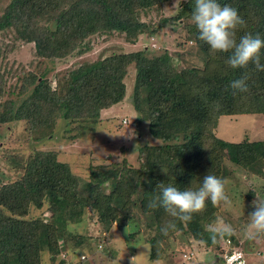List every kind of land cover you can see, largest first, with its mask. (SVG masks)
Returning <instances> with one entry per match:
<instances>
[{"label": "trees", "instance_id": "16d2710c", "mask_svg": "<svg viewBox=\"0 0 264 264\" xmlns=\"http://www.w3.org/2000/svg\"><path fill=\"white\" fill-rule=\"evenodd\" d=\"M168 1L11 0L3 8L0 123L22 121L31 139L41 142L53 137L63 119L70 139L86 138L102 121V110L125 99V79L134 65L131 98L140 113L138 125L145 124L158 143L139 142L137 138L143 133L137 130L134 145L128 141L130 147L120 146L123 153L131 154L108 165H90L87 178L75 173L69 162L60 160L55 150L37 149L27 158L9 159L20 175L7 182L0 178V264H42L44 251L52 264L58 259L66 264L62 252L81 253L91 239L72 232L70 225L81 223L92 212L102 233L110 232L114 225L124 232L129 223L147 224L152 229L147 238L152 259L165 255V241L177 231L187 232L201 249L211 252L213 260L205 264L222 262L226 249L239 248L234 236L217 244L209 239L205 226L219 217L218 209L210 202L203 213L194 214L191 222L176 221L175 229L167 235L161 233V228L173 218L162 207L148 206L158 195L159 183H171L180 190L199 187L208 173L221 178L227 160L250 175L264 176V139L232 142L216 132L221 116L264 114V71H257L254 65L232 69L225 64L228 54L210 53L209 46L199 40L192 20L194 0L182 2L172 20H188L183 28L187 35H194L206 55L202 67L179 69L166 49L150 57L146 50L124 52L113 44L90 63L91 67L83 63L61 73L55 82L49 76L53 63L89 53L101 36L108 39L117 34L126 42L136 43L138 36L150 29L140 18L142 11ZM219 3L236 8L246 21V28L237 32V38L246 31L264 38V0ZM7 37L13 39L12 44L5 42ZM30 43L37 59L34 68L30 67L35 61L16 69L14 64L9 66L10 52ZM183 55L181 52V58ZM243 75L247 76L249 91L233 95L228 86ZM216 103L219 110L213 108ZM224 149L230 151V158L223 154ZM254 195L251 190L248 197ZM32 207L47 208L52 216H29ZM139 231H132L131 236Z\"/></svg>", "mask_w": 264, "mask_h": 264}, {"label": "rangeland", "instance_id": "374dc122", "mask_svg": "<svg viewBox=\"0 0 264 264\" xmlns=\"http://www.w3.org/2000/svg\"><path fill=\"white\" fill-rule=\"evenodd\" d=\"M10 1L0 0V13ZM184 1L186 0H170L161 6L158 4L143 10L140 18L149 25L150 29L141 33L136 43L126 42L117 34L108 39L101 36L93 43L94 48L89 53L53 63L55 67L49 76L55 78V82L61 73L71 68H76L83 63H86V67H91L90 63L99 58L102 52L108 51L113 44L119 45L124 52L146 50L150 57L160 55L166 49L174 57L179 69L192 66L202 67L206 55L198 47L194 35H187L183 28V23L188 20H172L178 14ZM152 29H154L153 33ZM1 39L3 36L0 35ZM4 40L9 44L13 43L10 37ZM181 52L184 54L183 58H181ZM36 60L34 45L31 43L16 48L8 55L9 66L14 64V69L20 64L24 67L30 66L35 61L30 67L33 69L37 63ZM49 65L52 66L50 62ZM135 78L136 68L131 65L125 79L127 85L125 99L111 108L103 109L102 121L97 125L96 131L86 138L70 139L69 132H66L68 127L63 119L59 120L58 129L53 137L45 138L41 142L31 139L22 121L18 124L0 123V178L7 182L18 177L20 173L8 160L17 157L27 158L37 149L57 151L60 160L69 162L75 173L87 178L90 165H108L131 154L132 151L129 154L121 151L122 144L130 147L129 142L134 145L137 139L139 142L147 141L157 144L158 142L148 132L147 126L138 125L140 113L133 107L131 98ZM137 130L143 133V137L135 139L134 134ZM216 132L219 137L232 142L246 138L262 140L264 139V114L221 116ZM222 151L227 158L231 157L228 149ZM224 162L225 169H223L221 178L228 181L226 190L233 199L234 207L229 209L224 204L217 206L218 219L236 229L238 235L233 236L239 242L238 249L246 257V264H264V237L253 242L244 235L248 215L254 210L252 201L256 198V195L250 198L248 194L254 190L256 194L264 196V176L250 175L246 171L235 168L230 161ZM48 213L52 216V212L47 208L39 210L32 207L29 216L36 217ZM116 227L114 225L110 232L102 233L95 212L87 215L81 223L70 225L72 232L87 235L91 239L88 240L90 244L85 245L81 253L69 251L65 254L66 252L63 251L62 256H65L66 264H133V257H135L134 264H205L204 262L210 263L213 260L211 252L204 251V248L201 249L196 240L187 232L181 231H177L165 241V255L162 258L152 259L150 258V244L147 242L152 229L147 224L145 226L143 222L129 223L124 232L117 230ZM137 228L140 230L139 234L132 237L131 234ZM227 243L231 244L229 240ZM70 244L73 245L74 242L71 241ZM42 264H52L47 251L43 252ZM54 264L62 263L58 259Z\"/></svg>", "mask_w": 264, "mask_h": 264}, {"label": "clouds", "instance_id": "9594fccd", "mask_svg": "<svg viewBox=\"0 0 264 264\" xmlns=\"http://www.w3.org/2000/svg\"><path fill=\"white\" fill-rule=\"evenodd\" d=\"M192 20L198 29L199 40L209 46L212 55L228 54L225 60L228 67L247 69L249 65H254L257 71H264V63H262L264 38L260 33L253 34L247 31L237 38V32L246 28V21L236 8L229 4L221 5L219 0H194ZM228 87L232 89L233 95L248 92L247 76L243 75L239 79L232 80ZM219 107L218 103L213 105L215 110H219ZM163 171L168 172L164 167ZM227 183V180L210 173L203 176L199 187L196 188L189 187L180 190L171 183H159L157 185L158 195L149 201L148 206L150 208L162 207L168 216L173 218L161 228V233L167 235L170 229L174 230L176 221L191 222L194 214H200L206 210L208 202L213 207L224 204L229 209L233 208V199L226 190ZM252 206L254 210L248 215L244 235L249 241L255 242L260 237H264V196L256 194ZM205 231L209 233V239L213 244L219 243L225 237L238 235L236 229L220 219L205 226ZM134 259L135 257L132 258L133 264Z\"/></svg>", "mask_w": 264, "mask_h": 264}, {"label": "built area", "instance_id": "2783aa9c", "mask_svg": "<svg viewBox=\"0 0 264 264\" xmlns=\"http://www.w3.org/2000/svg\"><path fill=\"white\" fill-rule=\"evenodd\" d=\"M230 243V240H229ZM246 257L242 251L238 248L226 249V252L223 256V261L216 264H245Z\"/></svg>", "mask_w": 264, "mask_h": 264}]
</instances>
